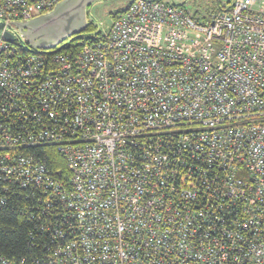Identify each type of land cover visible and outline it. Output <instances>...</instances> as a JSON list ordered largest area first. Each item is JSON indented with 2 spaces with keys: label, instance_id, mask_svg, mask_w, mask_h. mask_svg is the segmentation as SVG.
Returning a JSON list of instances; mask_svg holds the SVG:
<instances>
[{
  "label": "built area",
  "instance_id": "2783aa9c",
  "mask_svg": "<svg viewBox=\"0 0 264 264\" xmlns=\"http://www.w3.org/2000/svg\"><path fill=\"white\" fill-rule=\"evenodd\" d=\"M60 1L0 0V205L53 243L0 264H264V0H132L31 48L14 24Z\"/></svg>",
  "mask_w": 264,
  "mask_h": 264
},
{
  "label": "trees",
  "instance_id": "16d2710c",
  "mask_svg": "<svg viewBox=\"0 0 264 264\" xmlns=\"http://www.w3.org/2000/svg\"><path fill=\"white\" fill-rule=\"evenodd\" d=\"M132 0L128 4L112 14L115 18L123 13L130 5ZM174 5H185L186 1L176 3L173 0H162ZM210 4L204 3L210 7L214 12L225 11L230 2L223 0H210ZM97 26L90 19H87V25L85 29L67 38L56 49L59 52L75 53L85 44H88L95 40L97 36ZM49 159V158H48ZM52 164L54 168H61V160L56 156L52 157ZM17 197L15 200H11L7 206L0 205V254L11 258H25L27 260L40 259L42 254L49 252L53 247V243L47 231L41 230V225L32 220L29 216H21L13 209L17 203ZM29 199H23L21 203H28Z\"/></svg>",
  "mask_w": 264,
  "mask_h": 264
},
{
  "label": "water",
  "instance_id": "95a60500",
  "mask_svg": "<svg viewBox=\"0 0 264 264\" xmlns=\"http://www.w3.org/2000/svg\"><path fill=\"white\" fill-rule=\"evenodd\" d=\"M95 1L97 0H62L51 11L14 25L31 48L42 51L55 50L67 38L85 29L86 8ZM3 36L7 41L12 40L8 32Z\"/></svg>",
  "mask_w": 264,
  "mask_h": 264
},
{
  "label": "rangeland",
  "instance_id": "374dc122",
  "mask_svg": "<svg viewBox=\"0 0 264 264\" xmlns=\"http://www.w3.org/2000/svg\"><path fill=\"white\" fill-rule=\"evenodd\" d=\"M130 0H97L86 8L87 19L90 18L96 26L102 24L107 29L112 22V14L124 8ZM180 3L184 0H173ZM189 6L191 0H185ZM199 4H210V0H197Z\"/></svg>",
  "mask_w": 264,
  "mask_h": 264
}]
</instances>
